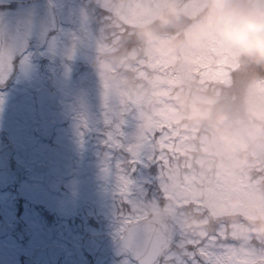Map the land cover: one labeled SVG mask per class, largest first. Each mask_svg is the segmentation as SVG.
<instances>
[{"label": "clouds", "instance_id": "9594fccd", "mask_svg": "<svg viewBox=\"0 0 264 264\" xmlns=\"http://www.w3.org/2000/svg\"><path fill=\"white\" fill-rule=\"evenodd\" d=\"M105 33L86 54L110 114L146 141L161 124L186 137L181 156L202 181V211L182 226L222 228L246 261L264 257V0H89ZM178 200L157 202L160 220ZM173 252L165 250L168 264Z\"/></svg>", "mask_w": 264, "mask_h": 264}, {"label": "flooded vegetation", "instance_id": "af4514ba", "mask_svg": "<svg viewBox=\"0 0 264 264\" xmlns=\"http://www.w3.org/2000/svg\"><path fill=\"white\" fill-rule=\"evenodd\" d=\"M23 13H0V34L23 42L11 71L0 81V144L5 147L7 167L0 187V224L10 225L0 237L27 238L33 232L24 222L29 220L41 226L48 244L86 242L89 235L103 232L118 238L117 201L111 195L114 179L106 178L103 169L109 153L110 164L129 157L105 144L111 127L102 116L101 99L93 92L94 81L101 82L88 59L78 56L75 42L52 45L47 53L44 33L49 27L36 20L46 11H28L29 19ZM43 121L50 127L56 123L51 134L39 131ZM16 122L21 126L16 127ZM121 127L127 131V126ZM143 173L137 169L132 179ZM111 219L116 227H103Z\"/></svg>", "mask_w": 264, "mask_h": 264}, {"label": "snow or ice", "instance_id": "6c2138e0", "mask_svg": "<svg viewBox=\"0 0 264 264\" xmlns=\"http://www.w3.org/2000/svg\"><path fill=\"white\" fill-rule=\"evenodd\" d=\"M120 38V33L108 34L101 29L96 42ZM18 38L0 34V81L11 71L12 60L22 51ZM27 58L25 57V61ZM105 123H112L108 106ZM109 132L105 144L109 149L127 153L128 159H116L111 153L104 164L105 177H113L117 201L114 215L119 225L117 235L121 251L131 253L132 261L123 264H166L162 259L165 250L173 252L168 264H264V257L255 261L244 260L237 251V242L227 236L222 228L194 236L182 226L186 209L202 211V181L181 156V145L186 137H178L171 124L159 125L143 143H136L120 131ZM138 168L149 174L138 180L132 175ZM264 181V167L254 178ZM178 200V211L165 220L155 214L158 201Z\"/></svg>", "mask_w": 264, "mask_h": 264}, {"label": "rangeland", "instance_id": "374dc122", "mask_svg": "<svg viewBox=\"0 0 264 264\" xmlns=\"http://www.w3.org/2000/svg\"><path fill=\"white\" fill-rule=\"evenodd\" d=\"M65 3L70 4L71 11L75 12L78 18V23L74 27L72 26L66 29L63 28L62 25L57 21L58 13H60ZM0 6L13 7L11 10H9L8 8L1 9L0 7V13H2L4 10H8V12L12 10L24 11L23 15L26 17V19H29L28 11L33 10L40 12L41 9L43 11H46L47 14L43 15L44 18L41 19L40 16H37L36 20H39V23L41 21V25H46L49 27V29H46V32L44 33V35H48V49L46 50L48 54L52 52V45L57 44L58 46H61L62 43L71 41L69 43H76V46L78 47V56L81 58V60H83V58H86V54L90 53L92 47L95 45V42L99 38V34L95 30V28H93L92 23L85 24L82 21L81 12L87 8L83 4L79 5L76 0H0ZM57 49L55 50L56 52H58ZM94 84L95 85L93 87V92L96 93V96H98L97 99L100 98L101 102L103 103L102 85L98 84L97 81H94ZM101 108V112H103L102 116L105 117L107 110L104 107V103L103 105H101ZM110 119L112 120V123H108L111 127L108 132L115 133L116 125L117 123H119V120L113 116H110ZM123 125L127 126V131L124 130L125 127H120V131L124 133L125 137H131L133 131L132 125L130 123H124ZM20 126L21 125L19 124V122H16V127ZM139 170L141 169L138 168V173H143ZM143 177H146L145 173H143ZM111 195L115 196L114 187L111 188ZM107 211L109 213L112 210L109 209ZM24 222L26 224H29V227L33 228V232H31L27 238H24L22 234H10L2 238L0 237V264H25L24 260L33 253L34 249L37 246L48 244V241L46 240V238L43 237L42 232L40 231L41 226H35L33 225L32 221L29 220ZM115 224V220L111 219L110 221H107L106 224L103 225V227H108V225H112L114 228L116 227ZM118 227L119 226L117 223V229ZM24 229L26 233L27 227L25 226ZM20 238L23 239L20 240ZM64 244L68 248V252L67 255H65L61 259L59 264H93L92 259L90 262L87 253H85L86 249L84 248V242L69 241L64 242ZM73 251L74 253L76 251L77 254L74 255ZM125 254L126 253L122 252L121 249L115 248L111 256L106 261H104V264H123V261L125 259H128Z\"/></svg>", "mask_w": 264, "mask_h": 264}, {"label": "water", "instance_id": "95a60500", "mask_svg": "<svg viewBox=\"0 0 264 264\" xmlns=\"http://www.w3.org/2000/svg\"><path fill=\"white\" fill-rule=\"evenodd\" d=\"M60 22L65 26H75L78 23V18L75 12L71 11L68 3L64 4L60 12ZM42 93L46 90H41ZM45 94V92H44ZM40 114V111H39ZM42 117V115L40 114ZM44 118V117H43ZM49 122L43 121L39 127V131L43 133L51 134L54 129V125L50 127ZM5 147L0 144V187L6 178L7 167L5 163L4 150ZM9 225H0V235H4L8 232ZM121 249L120 239L116 245ZM86 247L90 250L94 264H102V261L109 258L113 248L115 247V240L110 234H93L90 235L86 242ZM65 253V249L59 245H48L46 247L37 248L30 258L25 260L26 264H56L57 260ZM132 260L131 253H128Z\"/></svg>", "mask_w": 264, "mask_h": 264}, {"label": "trees", "instance_id": "16d2710c", "mask_svg": "<svg viewBox=\"0 0 264 264\" xmlns=\"http://www.w3.org/2000/svg\"><path fill=\"white\" fill-rule=\"evenodd\" d=\"M76 2L79 3V5L83 4L84 6H86L87 9L91 10V5H90L89 0H76ZM8 9H11V7L8 6ZM96 15H97V21L92 23V25H93V28H95V30L98 32V34L100 36L101 28H102V18H101V15L99 13H97ZM69 42H71V41H69ZM77 49H78V47H77ZM100 226H101L100 224H96L97 228H99ZM125 256L128 258L127 254H125ZM88 257H89V260L91 262V257L90 256H88Z\"/></svg>", "mask_w": 264, "mask_h": 264}]
</instances>
